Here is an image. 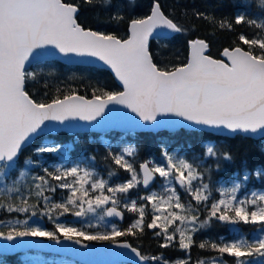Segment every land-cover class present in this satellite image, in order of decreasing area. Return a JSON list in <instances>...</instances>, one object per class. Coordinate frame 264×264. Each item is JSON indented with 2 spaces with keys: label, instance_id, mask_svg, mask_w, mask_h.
I'll use <instances>...</instances> for the list:
<instances>
[{
  "label": "snow or ice",
  "instance_id": "1",
  "mask_svg": "<svg viewBox=\"0 0 264 264\" xmlns=\"http://www.w3.org/2000/svg\"><path fill=\"white\" fill-rule=\"evenodd\" d=\"M239 2L243 10L233 18L217 20L205 11L192 12L209 22L213 35L223 31L235 34V39L222 49L219 59L210 54L211 39H192L188 41L186 62L177 65L157 60L151 50L152 39L168 40L172 34L187 31L166 13L161 0H150L147 15L128 20L125 37L96 30L124 21L118 10L106 22L98 20L95 29L81 20L85 7L106 10L110 0H0V183L4 184L0 188V211L28 214L27 219L9 222L6 229H0V239L40 237L56 243L63 239L85 248L84 241H109L130 249L140 264H191L190 256L170 261L163 254H144L118 238L134 236L138 231L142 234L146 227L158 230L154 235L163 237L162 248L178 243L189 253L196 243L195 234L215 221L252 225L255 235L233 227L231 240H203L199 248L218 255L199 259L196 264H227L225 254L234 264H264V191L238 195L249 180L247 171L233 178L230 186L221 183L217 187L205 158H215L219 169L232 156L213 145H206L200 156L191 157L162 147L159 159H145L138 167L137 147L129 145L115 151L108 145L105 160L116 166L108 171V177H117L118 170L123 169L130 177L123 182L111 183L100 176L88 166L95 157H88L70 167H43V175H33L27 185L21 181L29 173L21 170L20 179L12 180V186L7 184L18 166L36 163L29 157L19 164L22 150L34 137L61 128L73 131L80 127L74 121L104 123L109 118V106L119 116L113 124L132 129L175 127L180 122L171 118L180 117L193 126L264 138V0H259L256 8L259 20L249 11L255 4ZM236 26L246 27L237 32ZM56 55L71 63L100 62L114 73L122 90L109 91L97 82L91 87L90 98L71 87L67 91L58 87L50 100L33 98L39 90L30 94L29 87L38 83L40 73L30 71L29 66L33 60ZM42 87L48 89L47 82ZM43 95L48 97V91ZM125 109L135 116L122 111ZM34 151L61 153L63 160H68L67 150L60 144H42ZM255 176L264 180V168L256 169ZM158 178L161 191H137L141 186L149 189ZM57 190L66 193L60 201L53 199ZM98 209H103V215L96 223L77 227L59 222V217L85 218ZM125 211L136 216L127 229L102 223L105 217L123 219ZM202 212L206 214L203 219ZM149 215L151 222L146 223ZM37 216H47L53 229L30 224Z\"/></svg>",
  "mask_w": 264,
  "mask_h": 264
},
{
  "label": "trees",
  "instance_id": "2",
  "mask_svg": "<svg viewBox=\"0 0 264 264\" xmlns=\"http://www.w3.org/2000/svg\"><path fill=\"white\" fill-rule=\"evenodd\" d=\"M150 0H110L106 5V10L97 8L95 10L85 7L81 13V20L86 22L89 26L95 29L97 21H107L108 17L117 10L125 17L124 21L118 25L115 22L108 24L106 27H101L96 30L112 32L118 36L125 37L127 31V23L130 18L143 17L149 12ZM166 13L170 17L176 19L183 27L187 29L184 33L174 34L168 40H152L151 50L156 54L157 60L164 63H180L186 62L188 56V41L196 38L211 39L212 47L210 54L215 58H221L219 53L224 47L235 39V34L228 32H216L213 35V27L208 21L192 15L195 10L205 11L207 14L214 16L217 20L221 18H233L234 14L243 10L239 0H161ZM245 6L248 3L256 5L255 8L249 9L254 18L260 19L256 8L259 7V0H244ZM237 32L244 30L246 26H236ZM251 31V29H249ZM30 71H38L40 77L38 83L31 84L29 87L30 94L39 90V95H34L35 99L50 100L56 94V89L59 87L67 91L69 87L78 90L79 94L91 96V87L97 82L102 84L109 91H121V87L117 83L113 74L105 69L96 66H83V65H69L63 62L53 60L45 61L43 63L32 66ZM51 73V75L49 74ZM47 82L48 89H44L42 85ZM44 91H48V97H44ZM42 144H60L67 150L68 160L66 166H72L77 161H82V158L95 157L92 161L94 165L101 170L105 175L108 174L110 160H105L107 155L108 145H111L113 150L119 151L123 147L133 145L137 147V158L144 161L145 159L160 157V150L162 147L168 148L170 151H179L186 156L198 155L200 156L205 151L206 145L215 146L220 152L230 153L232 156L231 161L222 163L219 169L215 167V158H205V166H211L213 169L212 179L219 182L231 181L237 176L242 177L245 171L248 172L250 179L247 182L249 191H264V180L255 176V171L258 168H264V138L255 139L249 136L237 134L234 137H227L223 135H216L204 130H190L180 128L175 132H140L127 135H121L118 132H110L107 134L97 133H84L74 136L66 131H61L55 134H45L38 136L32 144L22 150L19 157V164L31 157L34 161L39 162L36 166L41 167L43 163H55L59 161L58 153H44L37 154L35 149ZM139 163L137 162V167ZM115 166V165H113ZM20 166H18L19 168ZM116 167V166H115ZM118 181H125L129 178V174L123 169H119ZM159 178L154 184L153 188L159 186ZM159 189L158 191H161ZM137 191L140 194H146L147 191L141 186ZM66 195L62 190H57L53 194V199L59 201ZM34 200V199H33ZM32 200V202H33ZM42 204V202H41ZM150 211V210H149ZM20 218H27L28 214L22 216L21 213L5 214L0 211V220L4 222L9 221L13 216ZM206 214L201 213V218H205ZM46 219L47 216H44ZM63 217H66L63 216ZM36 217H33V219ZM136 218L135 214L125 211V220L122 223L109 221L115 223L121 229H127L129 225ZM151 222V215L146 218V223ZM161 222V221H160ZM53 225L52 222H48ZM162 223V222H161ZM178 223V222H177ZM22 227L21 225H17ZM242 233L249 236H254V226L252 225H239ZM8 225L2 224L0 229H6ZM232 226L229 224H222L213 221L210 225L206 226L202 231L195 234L196 243L192 246L189 253L182 251L178 243H174L168 248H162L160 245L164 242L163 237L154 235L155 231L145 227L143 233L139 231L134 236L119 237V240H128L132 245L140 248L142 253L147 255L163 254L165 259L174 261L177 259L191 257V264H196L199 259H208L215 257L218 254L210 249L199 248V243L203 240H216L224 236L225 240L233 238ZM102 242V241H93ZM29 254H40L49 257L50 254L41 253L37 251H29ZM26 253H19L9 256H0V263L3 264H23L22 258ZM58 257L57 255H54ZM75 264L78 262L69 259ZM224 260L227 264H234V259L225 254ZM128 264V263H122Z\"/></svg>",
  "mask_w": 264,
  "mask_h": 264
},
{
  "label": "water",
  "instance_id": "3",
  "mask_svg": "<svg viewBox=\"0 0 264 264\" xmlns=\"http://www.w3.org/2000/svg\"><path fill=\"white\" fill-rule=\"evenodd\" d=\"M173 35L174 34H172V36ZM152 40H155V38ZM151 41H150V44H151ZM76 59H79V58H76ZM88 59L92 60L93 58H88ZM53 60H57V61L63 62L65 64H69V65L96 66L100 68H105L109 70L114 76V73L110 69H108L106 66L102 65L98 61L94 63H71L63 59L59 55L49 56L47 58L39 59V60H33L32 64L29 66V69L36 64L43 63L45 61H53ZM116 81L121 87L119 81L117 79ZM121 90H122V87H121ZM116 107L119 108L122 106H116ZM111 109H112V106H109V118L104 123L97 124L93 122L90 125L88 122L74 121L73 123L78 124L80 127L76 128L73 131H68V130L61 128L54 132L41 133L38 136L45 135V134H55L61 131H66L74 136L84 134V133L107 134L110 132H118L121 135L140 133V132H145V131H149V132L167 131V132L172 133L180 128H185V129H190V130H204V131H208L213 134H216V135H223L227 137H234L237 135V134H231L225 129L216 130V129L207 128L204 126H193V125H190L189 122L184 121L180 117L171 118L173 120L180 122L175 127H159L154 130H147L143 128L132 129L128 125H114L113 123L118 122L119 116L117 113L113 112ZM122 111H127L129 115L135 116V114L131 113L130 110L125 109ZM140 123L143 124L144 122L140 121ZM241 135L253 137L255 139L262 138L260 136H251V135H245V134H241ZM38 136L34 137L30 144H32ZM155 183L156 181L150 186L149 189H144V188L143 189L148 191L153 188ZM107 218L111 221L122 223L125 220V213H124L123 219L119 217H107ZM126 241L132 244L130 241L128 240ZM84 243L87 244V248L83 247L82 245L75 244L74 242L66 241L63 239L61 240V243H56L55 241L48 240L47 238H40V237H24V238H18L15 241H6L3 239H0V256L15 255L18 253H25L28 251H38L42 253H50V254H57L60 256H65L67 258H71L74 261L79 262L80 264H120V263L140 264V262L138 261V258L135 257V254L131 253L130 249L120 247L118 244H113L109 241H103V242L84 241ZM132 246L136 247L134 245Z\"/></svg>",
  "mask_w": 264,
  "mask_h": 264
},
{
  "label": "rangeland",
  "instance_id": "4",
  "mask_svg": "<svg viewBox=\"0 0 264 264\" xmlns=\"http://www.w3.org/2000/svg\"><path fill=\"white\" fill-rule=\"evenodd\" d=\"M46 145H51V144H46ZM173 153L184 154V153H180L179 151H175ZM58 154H59V161L57 162V164H67V161L63 160L61 153H58ZM196 156H198V155H196ZM67 157H68V153H67ZM186 157H191V156H186ZM85 159L86 158H82V161H84ZM136 161L138 163H142L143 162L142 160H140L137 157H136ZM38 164L40 166V163L37 162L35 164L28 165V166H23V167H19L16 170H14L13 173L7 179L8 186H12L11 185L12 180H19L20 179L19 178V171H21V170L27 171L29 173V175L27 177H25L21 181V185H27L33 175H43V171H42V168L43 167H48L49 170H52V168L56 165L55 163H49V164H45V165L43 163H41L42 166L37 168L36 166ZM108 165H109V169L110 170H112L113 168H115V166H113L111 164H108ZM81 166H86V165L82 164ZM88 166L94 167L95 171L97 173H99L100 176H102L105 179H110V182L111 183L122 182V181H118L119 174H118L117 177L109 178L108 177V174L105 175L101 170H99L94 165V163L92 161H90V165H88ZM118 173H119V171H118ZM249 179H250V176H249ZM247 182H245V186H244V189L242 190V193H238V195H242L245 192L246 193H250L249 189L247 188ZM221 183H224V184L230 186L231 181H227V182L222 181V182H219V183H217V187ZM21 185H18V186H21ZM2 187H4V184L3 183H0V188H2ZM159 189H162L161 188V182L160 181H159V186L157 188H152V189L148 190L147 192H149V191H158ZM216 196L218 198V193L216 194ZM60 200H62V199H60ZM33 202H34V200H33ZM23 214L24 213H21L22 216H24V215L26 216L27 215V214H24V215ZM101 215H103V209H98L97 210V213L89 214V216L88 217H85V218H77V217H74L72 215H66V217H59V222H61V223H71V224H73V225H75L77 227H81V226H84V225H86L88 223H96L97 220L99 219V216H101ZM24 219H27V218H23L22 219L19 216L15 215L9 221L4 222V225H8L9 226V222H11L12 224H15L16 220H24ZM45 219L46 218L44 216L43 217L37 216L34 219L32 218L29 221V223L30 224L31 223H39L42 227H46L49 230L53 229L54 225H49V223H48V222H51V221L50 220L47 221ZM107 220H109V219L107 217H105V220L102 222V223H105V226H108V225L112 224V223L108 222ZM161 222H163V215L161 216ZM0 226H2V224H0ZM21 226L23 227V225H21ZM231 226H232V229H233V227H238L240 229V226H233V225H231ZM101 230H103V229H101ZM242 231L243 230H241V232ZM221 237H224V236H221ZM221 237H219V239ZM229 240H231V238H229ZM256 259L258 260L259 258H256ZM22 261H23L22 262L23 264H75L74 262H72L71 260H69V258L61 257V256L55 257L53 254H50L49 257H46V256H43V255H40V254H29V253H26L24 255V257L22 258ZM0 264H3V263H0Z\"/></svg>",
  "mask_w": 264,
  "mask_h": 264
}]
</instances>
